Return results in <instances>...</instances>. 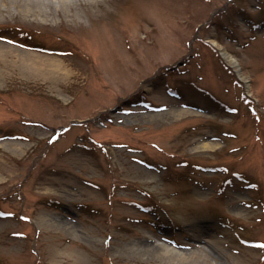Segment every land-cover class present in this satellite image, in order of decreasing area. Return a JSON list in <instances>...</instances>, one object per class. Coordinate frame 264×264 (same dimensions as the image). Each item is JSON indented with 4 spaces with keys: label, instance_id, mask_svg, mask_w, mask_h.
Instances as JSON below:
<instances>
[{
    "label": "rangeland",
    "instance_id": "374dc122",
    "mask_svg": "<svg viewBox=\"0 0 264 264\" xmlns=\"http://www.w3.org/2000/svg\"><path fill=\"white\" fill-rule=\"evenodd\" d=\"M143 1L0 25V264H264V0Z\"/></svg>",
    "mask_w": 264,
    "mask_h": 264
},
{
    "label": "bare ground",
    "instance_id": "6f19581e",
    "mask_svg": "<svg viewBox=\"0 0 264 264\" xmlns=\"http://www.w3.org/2000/svg\"><path fill=\"white\" fill-rule=\"evenodd\" d=\"M145 1L146 0L143 1V4ZM111 2H114L115 4V0H0V25L7 24L9 22H18L17 28L19 31L28 33L33 36L37 35V29L40 27L49 28L50 30L56 31H59L61 29L66 32L68 31L70 33H76L77 31H83L82 29L87 26L85 22L79 19V14L84 13L87 16L88 24L91 20H93L98 21L99 24L103 25L104 27L110 28L113 25V22L108 20L107 16L111 15V17H113V14L115 12L114 8L111 11V7L109 6ZM131 5L132 9H136V6L131 1L128 2L127 5H121V7H125V21L130 19V17L132 16L131 10L129 9ZM78 11L80 13H78ZM110 11L111 14L107 13ZM28 16L29 18L30 16H32V19H28ZM55 16L57 17V19L55 18ZM209 42L214 46L217 45V42L214 39H210ZM17 51L19 52L17 53V55L21 54L19 55L21 57L26 55V51L24 49H19ZM28 54L32 55L34 54V52L28 51ZM1 55L2 51L0 50V56ZM35 55L37 56L36 53ZM222 56L227 58L229 63L234 68H236V61L229 53L223 51ZM44 57L49 61L51 60L50 57ZM50 62L54 64L53 61ZM54 62L56 63L55 66L57 67H61V65H63L62 62L58 60H54ZM52 69L54 68L51 67V70ZM54 71L59 72V69H54ZM61 72L64 73L67 71ZM191 111L193 110L186 106H173L171 108L158 111L157 113L146 114L144 116L149 117L148 119H153L155 117L163 116L164 114H183ZM209 139V141L212 140V142H202L201 144L203 147L213 148L212 146H214V139ZM65 224L66 228H70V225H68V223ZM63 226L65 227V225ZM198 231L200 233H203L202 230Z\"/></svg>",
    "mask_w": 264,
    "mask_h": 264
}]
</instances>
